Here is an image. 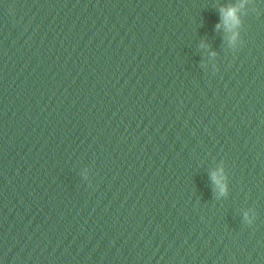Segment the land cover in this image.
Here are the masks:
<instances>
[{"label": "water", "instance_id": "95a60500", "mask_svg": "<svg viewBox=\"0 0 264 264\" xmlns=\"http://www.w3.org/2000/svg\"><path fill=\"white\" fill-rule=\"evenodd\" d=\"M27 19L14 264H264V0H27Z\"/></svg>", "mask_w": 264, "mask_h": 264}, {"label": "clouds", "instance_id": "9594fccd", "mask_svg": "<svg viewBox=\"0 0 264 264\" xmlns=\"http://www.w3.org/2000/svg\"><path fill=\"white\" fill-rule=\"evenodd\" d=\"M238 11H239L238 8L235 6L229 7L226 10H222V17L224 23L228 24L229 27L238 26L240 23ZM217 27H219V25H217ZM213 179L217 184H220V181L217 179L215 174L213 175ZM220 190L221 192H224L226 190V187L221 185Z\"/></svg>", "mask_w": 264, "mask_h": 264}]
</instances>
